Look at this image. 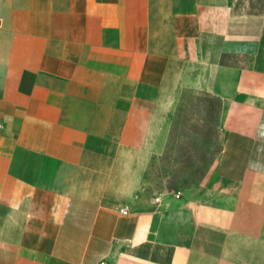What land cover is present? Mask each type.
<instances>
[{
	"label": "crops",
	"instance_id": "obj_1",
	"mask_svg": "<svg viewBox=\"0 0 264 264\" xmlns=\"http://www.w3.org/2000/svg\"><path fill=\"white\" fill-rule=\"evenodd\" d=\"M182 83L221 151L144 195ZM0 264H264V0H0Z\"/></svg>",
	"mask_w": 264,
	"mask_h": 264
},
{
	"label": "rangeland",
	"instance_id": "obj_2",
	"mask_svg": "<svg viewBox=\"0 0 264 264\" xmlns=\"http://www.w3.org/2000/svg\"><path fill=\"white\" fill-rule=\"evenodd\" d=\"M175 85L164 104L169 107L168 124L164 123L168 129L159 131L158 145L144 171V195L199 183L222 148L220 100L191 83Z\"/></svg>",
	"mask_w": 264,
	"mask_h": 264
},
{
	"label": "built area",
	"instance_id": "obj_3",
	"mask_svg": "<svg viewBox=\"0 0 264 264\" xmlns=\"http://www.w3.org/2000/svg\"><path fill=\"white\" fill-rule=\"evenodd\" d=\"M156 200H158V198H157ZM121 211H123V212H127V209L122 208Z\"/></svg>",
	"mask_w": 264,
	"mask_h": 264
}]
</instances>
